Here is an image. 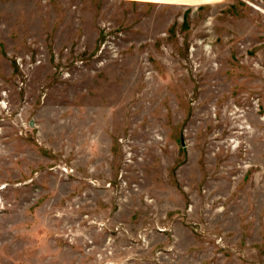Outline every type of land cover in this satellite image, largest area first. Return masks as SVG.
<instances>
[{
	"label": "rangeland",
	"instance_id": "obj_1",
	"mask_svg": "<svg viewBox=\"0 0 264 264\" xmlns=\"http://www.w3.org/2000/svg\"><path fill=\"white\" fill-rule=\"evenodd\" d=\"M0 264H264V0H0Z\"/></svg>",
	"mask_w": 264,
	"mask_h": 264
},
{
	"label": "built area",
	"instance_id": "obj_2",
	"mask_svg": "<svg viewBox=\"0 0 264 264\" xmlns=\"http://www.w3.org/2000/svg\"><path fill=\"white\" fill-rule=\"evenodd\" d=\"M20 67H21V65H20Z\"/></svg>",
	"mask_w": 264,
	"mask_h": 264
}]
</instances>
